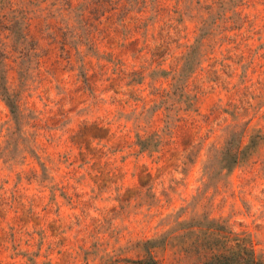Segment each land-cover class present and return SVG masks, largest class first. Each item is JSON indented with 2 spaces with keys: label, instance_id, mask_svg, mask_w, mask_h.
Masks as SVG:
<instances>
[{
  "label": "rangeland",
  "instance_id": "1",
  "mask_svg": "<svg viewBox=\"0 0 264 264\" xmlns=\"http://www.w3.org/2000/svg\"><path fill=\"white\" fill-rule=\"evenodd\" d=\"M0 51V264H199L204 217L264 259V142L208 172L264 136V0H0Z\"/></svg>",
  "mask_w": 264,
  "mask_h": 264
},
{
  "label": "trees",
  "instance_id": "2",
  "mask_svg": "<svg viewBox=\"0 0 264 264\" xmlns=\"http://www.w3.org/2000/svg\"><path fill=\"white\" fill-rule=\"evenodd\" d=\"M199 47L200 44L194 46L186 55L183 73L191 70ZM5 57L6 55L0 51V94L11 108L12 113L19 117V102L7 86L4 69ZM262 142H264V136L252 137L250 142L244 146L240 135L231 136L226 145L211 159L208 172H216L218 169L232 170L247 161ZM142 147L146 146L142 144ZM179 226L180 230H184L185 235H182L191 239L189 248L195 253L205 255V259L199 264H264V259L255 250L252 240L245 234L232 231L220 220L208 217L201 220L191 218L180 222ZM139 263L156 264L154 260Z\"/></svg>",
  "mask_w": 264,
  "mask_h": 264
}]
</instances>
